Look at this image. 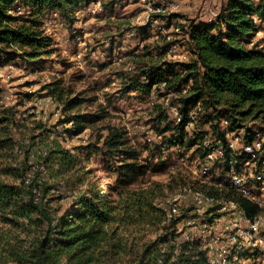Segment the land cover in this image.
I'll return each mask as SVG.
<instances>
[{"label":"trees","instance_id":"16d2710c","mask_svg":"<svg viewBox=\"0 0 264 264\" xmlns=\"http://www.w3.org/2000/svg\"><path fill=\"white\" fill-rule=\"evenodd\" d=\"M96 2L99 0H0V65L18 63L19 49L28 47L32 55L46 49L47 39L39 23L48 14L70 17L75 10L85 12L88 5ZM19 7L25 14L20 13ZM31 16L34 21L29 19ZM23 17L32 26L22 22ZM262 30L264 0H225L211 20H192L186 26L192 58L180 64L183 72L176 71L172 64L158 62L135 69L121 93L125 96L149 94L154 89L158 92L164 102L155 103L151 122L161 141L154 148L149 144L141 148L132 143L124 126L109 123L99 130L96 140L84 149L99 153L106 167L116 175V184L107 185L109 194L98 182L88 178L92 170L77 175L83 159L65 148L57 137L43 146L47 154L40 157L48 178L36 169L33 184L27 185L24 177L31 165L23 166L21 171L7 170L12 180H0V222L10 226L9 232L15 240L10 243L12 258L18 264H93L105 251L116 249L118 244L113 239L121 224L147 206L154 209L147 196L134 197L124 207L120 201L149 172L164 167L170 157L165 151L182 152L194 140H199L202 162L209 150L227 146L231 137L239 138L238 148L242 144L252 145L258 138L264 142V48L255 41ZM44 90L46 96L53 97L62 106L60 123L73 122V128L63 132L70 138L83 134L110 115L103 103L97 112L84 110V105L96 99L76 93L60 80L47 84ZM173 106L178 109L180 121L171 111ZM7 117L2 120L8 121ZM28 117L32 118L33 114ZM200 122L209 129H199ZM50 131L43 129L41 135L48 136ZM30 151L29 148L28 157ZM156 151L160 153L158 161H163L157 166L152 162ZM143 152H148L149 157H143ZM248 159L254 160L248 153L235 154L228 150L225 160H218L216 167L222 163L227 173L233 168L239 171ZM257 161L261 169L264 158ZM219 181L223 182L221 187L207 183L202 188H196L194 183L188 187L194 186L219 199L236 201L250 220L264 213L263 207L237 192L233 185ZM78 184L86 186L66 209L59 212L49 206L50 199L46 196L50 191L69 190ZM113 194L118 198H112ZM176 237L167 255L146 250L137 263L130 264H210L208 251L200 244H178ZM245 256L256 259L251 254Z\"/></svg>","mask_w":264,"mask_h":264},{"label":"rangeland","instance_id":"374dc122","mask_svg":"<svg viewBox=\"0 0 264 264\" xmlns=\"http://www.w3.org/2000/svg\"><path fill=\"white\" fill-rule=\"evenodd\" d=\"M224 2L225 0H99L96 2L101 7L99 12L75 10L70 17L51 13L45 16L44 21L39 24L47 39L46 49L33 52V55L28 47L19 49L16 55L18 63L12 68L8 67L5 77H0V99L7 93V96L13 95L12 104L7 108H3L0 103V180H12V174L7 170L21 171L23 166L29 165V148L35 153V150L57 137L65 148L83 159L77 175L92 170L88 178L98 182L109 194L107 185L116 184V175L106 167L99 153H89L84 149L85 146L94 142L99 130L109 123L124 126L132 143L142 146L141 148H145L146 144L154 148L160 143L161 136L153 128L151 118L154 116L155 103L164 102L163 98H160L155 89L149 94L131 93L125 96L121 90L138 66L151 62L172 64L176 71L183 72L180 64L192 58L185 34L186 26L192 20L199 22L213 18ZM169 4H177L179 11ZM21 13L25 14L24 11ZM29 19L35 20L32 16ZM155 19H158V23L153 21ZM21 21L32 26L24 17ZM142 27L148 30L145 31ZM75 32L78 38H75ZM255 41L264 48L263 30L256 35ZM24 51L37 59L31 58ZM54 80L72 87L76 93L82 92L84 96L96 99L95 102L84 105V110L97 112L99 105L103 103L110 115L73 138L63 135V131L56 129L53 123L44 122L35 115L28 117V112L34 105L29 98L33 94L46 96L44 87ZM50 109L51 105L47 106L46 111L49 112ZM3 117H7L8 121H3ZM43 129L52 131L44 136L41 135ZM199 129L208 130L209 127L200 122ZM102 132L105 133L104 130ZM42 139L45 140L41 142ZM193 142L182 152L165 151V155L170 154V157L165 160L164 167L149 172L130 187V193L120 201L123 207L134 197L147 196L153 202L154 209L147 206L133 219L121 224L115 230L113 239V243L118 244L116 249L112 252L105 251L107 253L93 264L137 263L146 250L165 255L170 252L177 231L166 228L162 223L163 207L167 200L184 192L192 183L196 188H202L205 183L215 187V182L227 178L222 163L215 166L211 179L205 178L200 168L203 158L200 141ZM154 156L152 162L157 166L162 161H158L160 153L156 151ZM143 157H149V153L143 152ZM33 160L36 169L43 172L44 178H48V172H44L40 163L43 159L35 157ZM82 166L85 167L81 168ZM17 183L20 184V179ZM85 186L78 184L73 188L66 187L69 190L50 191L46 196L50 199L49 206L62 212ZM112 198L116 199L118 196L113 194ZM9 228V225L0 222V264H18L11 255L10 243L15 240L12 239ZM245 264L261 263L252 258Z\"/></svg>","mask_w":264,"mask_h":264},{"label":"built area","instance_id":"2783aa9c","mask_svg":"<svg viewBox=\"0 0 264 264\" xmlns=\"http://www.w3.org/2000/svg\"><path fill=\"white\" fill-rule=\"evenodd\" d=\"M169 5L179 11L177 4ZM99 9L101 10V7L98 4L92 3L85 8V12H99ZM18 10L20 13L23 12L20 7ZM153 21L158 23V19ZM13 65H0V77H5L6 70ZM7 95L8 93L0 99L3 108L12 104L13 95ZM32 100L34 105L28 113L39 117L44 122L53 123L56 129H61L63 132L67 128H73V122L60 123L63 118L62 106L53 97L35 95ZM49 105L51 109L47 112L46 108ZM171 111L176 120L180 121L177 107L173 106ZM238 139V137H231L227 146L221 145L209 150L204 160L200 162L201 171L206 179H211L216 162L225 160L228 150L235 154H250L254 160L248 159L239 171L235 168L228 171L227 178L224 180L233 185L235 190L244 197L264 208V164L259 169L257 161L264 158V142L258 138L252 145L242 144L238 148ZM35 151V153L33 151L29 153L31 167L28 168L24 177L27 185L33 184L36 174L33 159L47 154L43 147ZM258 155H260L259 158H257ZM222 183L217 181L215 185L221 187ZM163 214V225L171 226L174 231H177L176 243L197 242L202 249L208 251L210 264H245L249 260L245 254L253 255L261 264H264V213L250 220L236 201L219 199L190 187L175 197L169 198L163 207Z\"/></svg>","mask_w":264,"mask_h":264}]
</instances>
